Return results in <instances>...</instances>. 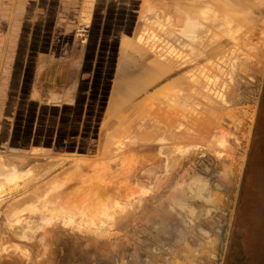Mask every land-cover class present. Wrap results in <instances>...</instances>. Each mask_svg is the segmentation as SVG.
<instances>
[{
  "label": "rangeland",
  "instance_id": "374dc122",
  "mask_svg": "<svg viewBox=\"0 0 264 264\" xmlns=\"http://www.w3.org/2000/svg\"><path fill=\"white\" fill-rule=\"evenodd\" d=\"M141 3L130 48L123 50L119 38L117 48L97 50L106 78L88 84L86 150L0 155V264H264L257 246L264 0ZM191 10L195 16L183 14ZM165 57L180 65L172 80H183L181 98L191 99L182 108L193 117L180 118L175 140L162 134L170 149L140 148L130 190L80 202L79 212L68 214L65 203L75 199L68 190L79 175L104 170L121 153L120 120L135 104L132 81L150 59L160 67ZM118 78L126 90L115 103ZM152 156L159 160L149 161ZM88 188L89 194L95 187Z\"/></svg>",
  "mask_w": 264,
  "mask_h": 264
},
{
  "label": "crops",
  "instance_id": "0c3cea01",
  "mask_svg": "<svg viewBox=\"0 0 264 264\" xmlns=\"http://www.w3.org/2000/svg\"><path fill=\"white\" fill-rule=\"evenodd\" d=\"M142 7L141 0H0V155L86 150L88 84L106 78L97 50L133 34Z\"/></svg>",
  "mask_w": 264,
  "mask_h": 264
},
{
  "label": "bare ground",
  "instance_id": "6f19581e",
  "mask_svg": "<svg viewBox=\"0 0 264 264\" xmlns=\"http://www.w3.org/2000/svg\"><path fill=\"white\" fill-rule=\"evenodd\" d=\"M131 39L130 37H124L122 42L123 50L127 51L128 48H130ZM263 57L264 52L261 53L259 59L262 60ZM149 61L148 65L143 69L142 74L136 81H132L131 83V85L136 86L133 90L136 93L134 96L135 104L129 110L128 114H125L120 120V122L123 123L122 130L126 133V140H122L120 143L119 151H121V153L114 159L112 158V160L104 166V170H100L98 173H90L98 174V176H96L98 180L94 182L95 184L89 182L91 181L89 179L90 174L86 176L79 175L78 181H76L77 186L73 185L71 189L68 190L67 195L74 194L75 199L73 200H77L74 201V204L71 203L73 200L65 203L64 210L69 211L67 212L68 214L78 213L79 211L76 204H80V202L87 203L95 199L102 200L104 197L108 196H113L115 198L116 196L118 197L124 188H126L127 191L130 190L132 187V185H129L132 176L131 173L133 172V176L135 175V170L137 169L136 164L140 161L139 158L137 159L136 157V153L139 152L140 148L146 146L145 149H150L152 151L163 148L170 149L168 141L175 140V136L179 134V129H176V127L178 128L177 122L183 116L193 117L191 109L184 110L182 108L181 103H183L184 100L181 98L180 88H182L181 84L183 80L180 78L172 80L173 77L176 76L175 74L181 71L180 65H177L176 60L167 61V57H165L167 65L163 62V65L160 67H155L152 59ZM151 73H154V75L152 76ZM125 86L126 84L121 78L116 79L114 84L115 95L113 92L115 103L117 102V98L126 90ZM176 88H178V90H176ZM190 99L191 97L188 98V101H190ZM195 99L197 98L193 100L195 101ZM185 101L187 100L185 99ZM187 102H184V104ZM181 109L184 112H182ZM112 110L114 109L111 108V111ZM168 131L170 133V138L164 143L162 134L164 135ZM101 133L103 135V142H106V130L101 131ZM172 147L173 145H171V148ZM147 154L149 153L147 152ZM144 158H146V156H144ZM158 160L159 159L155 156L149 159V161L152 162ZM93 163V161H90L87 164L92 166ZM117 165H121V167L117 170H113ZM143 165L144 164H142L141 167ZM112 166L114 167L111 168ZM134 178H138V176L135 175ZM91 185L95 188H92V191H89L88 194L86 191ZM66 206H68V208Z\"/></svg>",
  "mask_w": 264,
  "mask_h": 264
},
{
  "label": "trees",
  "instance_id": "16d2710c",
  "mask_svg": "<svg viewBox=\"0 0 264 264\" xmlns=\"http://www.w3.org/2000/svg\"><path fill=\"white\" fill-rule=\"evenodd\" d=\"M256 135L258 136V134H256ZM259 211H260V214H259L260 219H258V224H259L258 229L262 235L257 239V243H258L257 246H258V252L261 254V257H263L262 261L264 262V196L262 197V203L259 207ZM232 238H231V240H232ZM233 240H234V238H233Z\"/></svg>",
  "mask_w": 264,
  "mask_h": 264
}]
</instances>
